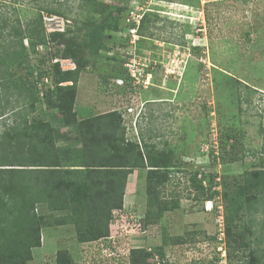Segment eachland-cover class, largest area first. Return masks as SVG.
I'll return each instance as SVG.
<instances>
[{"label": "rangeland", "instance_id": "rangeland-1", "mask_svg": "<svg viewBox=\"0 0 264 264\" xmlns=\"http://www.w3.org/2000/svg\"><path fill=\"white\" fill-rule=\"evenodd\" d=\"M80 1L0 0V17H7L8 25L14 26L16 18L21 25L33 20L42 5L64 13L63 21L73 29L68 36L86 46L88 53L86 71L77 84L74 111L82 114L87 107L93 116L110 110L140 111L129 141L139 139L138 126L146 136L154 137L148 141L156 145L165 166L173 172L163 197L177 202L178 207L157 221L154 211L146 217L147 171L133 170L134 178L130 174L127 179L123 208L114 213L110 225V240L79 245L71 225L43 228L42 245L33 250L28 264H54L55 254L61 249L68 250L79 264H126L125 257L136 248L147 252L163 248L168 264H210L215 256L212 264H242L230 261L228 256L222 258L218 250H224V245L218 237L222 194L243 173L264 167V0L224 1L207 5L204 10L195 0H143L141 10L147 16V31L128 48L118 45L117 33L108 42L102 41L108 30L107 25L103 30L98 28L99 17L77 31L76 27L86 21ZM99 1L106 3L110 11L125 1L129 8L133 4V0ZM42 15L48 16L45 11ZM155 17L157 20L152 21ZM41 23L47 28L45 19ZM50 50L47 55H29L28 63L17 69L16 76L27 84L34 80L36 85L38 69L31 77L28 70L41 66L40 59L48 60L41 68L48 69L50 56L62 47ZM123 68L139 72L140 78L124 86L120 79L125 77ZM41 92L40 97L46 87L42 86ZM158 99L159 103L144 106ZM33 116L44 120L49 117L42 100ZM229 128L232 136L223 151L219 136ZM233 143V153L241 157L240 161L230 162L226 157ZM59 145L64 147L66 142ZM214 174L216 178L211 181ZM191 179L200 182L202 190H196ZM133 181L138 183L137 188L132 186ZM38 210L47 213L45 206ZM259 212L251 216L255 221L249 217L242 220L244 228L250 227L253 234L244 233L250 243L238 255L254 248L264 252V205ZM177 237L182 242L177 243Z\"/></svg>", "mask_w": 264, "mask_h": 264}, {"label": "trees", "instance_id": "trees-1", "mask_svg": "<svg viewBox=\"0 0 264 264\" xmlns=\"http://www.w3.org/2000/svg\"><path fill=\"white\" fill-rule=\"evenodd\" d=\"M79 7L86 21L76 27L77 31L99 17L98 28L107 25L108 30L102 41L108 42L117 33L118 45L126 46L128 37L123 34L128 27L127 1L114 11L99 0H81ZM38 10L39 15L25 25L18 18L16 25H8L9 19L0 17V264L30 263L33 250L42 245L43 228L71 225L79 245L107 240L114 213L123 208L128 176L136 169L147 171L146 217L154 211L157 221L178 207L177 202L163 197L164 186L171 182L173 174L170 166H165L163 154L156 146L129 141L120 111L95 116L89 110L82 114L74 111L77 84L88 64L86 46L71 40L68 35L73 29L65 22L63 30L46 33L41 23L43 11L62 20L65 15L44 5ZM146 23L145 15L137 31L139 37L145 36ZM38 46L43 47L45 55L53 46L62 47V51L50 56L48 69H41L48 62L42 59L38 61L41 66L30 68V77L38 69V82L27 84L16 72L28 63L29 55L38 54ZM122 70L125 77L120 79L125 86L132 78L127 69ZM45 79L50 85L43 82ZM42 86L46 92L40 97ZM40 100L49 114L46 120L33 116ZM232 132L229 128L220 133L221 150H226ZM65 142L66 146L59 145ZM235 146L229 145L226 152L230 162L241 160L233 153ZM215 178V174L211 175V181ZM191 181L196 190H202L200 182ZM263 205L264 167L243 173L222 194L223 234L230 261L264 264V252L259 248L248 249L243 256L237 254L250 243L244 233L253 234L250 227L244 228L242 220L249 217L253 221L251 216L261 213ZM43 206L47 213L39 212ZM181 240L175 239L177 243ZM216 259L215 256L210 264ZM164 260L163 248L152 252L136 248L129 251L126 264H168ZM54 264L79 263L68 250L61 249L55 254Z\"/></svg>", "mask_w": 264, "mask_h": 264}, {"label": "built area", "instance_id": "built-area-1", "mask_svg": "<svg viewBox=\"0 0 264 264\" xmlns=\"http://www.w3.org/2000/svg\"><path fill=\"white\" fill-rule=\"evenodd\" d=\"M224 1H235V0H198V2L201 4V7L203 8L204 10V7L207 6V5H210V4H217L219 2H224ZM243 1V0H242ZM132 5L130 6L129 8V13L127 15V18H126V23L128 25V27H126L125 29V32L123 34V37L127 38L128 37V42L126 44V47H133L134 44H136V41L138 39V34H137V31H138V26H139V23H140V20L142 19L143 17V14H144V11L141 10V7L143 5H141L143 3V0H133L132 1ZM135 7H138V9H134ZM203 10H197L199 11L200 13L203 12ZM54 18H57V17H53V16H46V17H43V19H45V22H46V25H47V28L45 26V24L43 25V27L45 29L48 30V32H59L61 30H63V20L60 22H56L54 20ZM60 19V18H59ZM62 23V25H61ZM37 50L39 53L41 52H44V49L42 46H38L37 47ZM127 64H131V63H127ZM126 68H129L130 66L129 65H126ZM143 66V65H141ZM142 70V69H141ZM128 71V74L130 76V78L132 79H137V77L140 78V73H136L135 71H132L130 69H127ZM43 82L45 84H47L49 81L47 79L43 80ZM128 112H131V109H127ZM222 214V213H221ZM222 220H221V230L219 231V240L221 242H223V245H224V250H222L221 248L218 250V252L220 253V255L222 256V258H226L227 254H226V249H225V241H224V234H223V217L221 216ZM109 239H111V237H109Z\"/></svg>", "mask_w": 264, "mask_h": 264}, {"label": "clouds", "instance_id": "clouds-1", "mask_svg": "<svg viewBox=\"0 0 264 264\" xmlns=\"http://www.w3.org/2000/svg\"><path fill=\"white\" fill-rule=\"evenodd\" d=\"M144 16L145 15H143V17ZM143 17H142V19H143ZM141 20H140V22H141ZM139 26H140V23H139ZM139 26H138V29H139ZM138 40H139V36H138ZM24 45L27 46V43L25 41H24ZM48 83H50V82H48ZM124 111H125L124 113H123V111H120V112L122 113V120H123L124 126L126 128L127 137L129 138V135L134 130V128L137 124V120L139 119L141 113H140V111H137L136 109H131V112H128L127 110H124ZM137 137H138V134H137ZM133 142L139 143V139L137 141H133ZM210 210H211V208H210ZM108 240H110V239L108 238ZM127 257H128V255H127ZM127 257H125V258L127 259Z\"/></svg>", "mask_w": 264, "mask_h": 264}, {"label": "crops", "instance_id": "crops-1", "mask_svg": "<svg viewBox=\"0 0 264 264\" xmlns=\"http://www.w3.org/2000/svg\"><path fill=\"white\" fill-rule=\"evenodd\" d=\"M159 102H160L159 99L156 100V101H148V102H145V103H144V106L147 108V104H148V105H150V104H157V103H159ZM84 108H86L85 111L88 110L87 107H84ZM110 111H111V110H110ZM124 112H125V111L123 110V113H124ZM148 117L151 118V115H149ZM144 131H145L144 129H142L141 127L138 126V137H139V143H140V141H141V142L144 143V144H147V145H153L150 141H148L149 138H151L152 136H151V135L146 136ZM159 137H160V135H157V138H158V139H159ZM152 138H154V137H152ZM155 138H156V135H155ZM147 141H148V142H147ZM154 144H155V143H154ZM155 146H156V145H155ZM130 177H131V178H134L132 174H131ZM132 183H133L132 186H134V188H135V187L137 188L138 183H137L136 181H133Z\"/></svg>", "mask_w": 264, "mask_h": 264}, {"label": "bare ground", "instance_id": "bare-ground-1", "mask_svg": "<svg viewBox=\"0 0 264 264\" xmlns=\"http://www.w3.org/2000/svg\"><path fill=\"white\" fill-rule=\"evenodd\" d=\"M208 210H210V203H208ZM43 242L45 241V237H43Z\"/></svg>", "mask_w": 264, "mask_h": 264}]
</instances>
